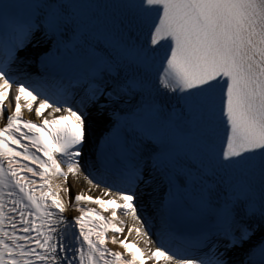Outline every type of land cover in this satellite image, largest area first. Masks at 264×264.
<instances>
[{
  "label": "snow or ice",
  "instance_id": "obj_1",
  "mask_svg": "<svg viewBox=\"0 0 264 264\" xmlns=\"http://www.w3.org/2000/svg\"><path fill=\"white\" fill-rule=\"evenodd\" d=\"M0 121V264H264V0H0Z\"/></svg>",
  "mask_w": 264,
  "mask_h": 264
},
{
  "label": "bare ground",
  "instance_id": "obj_2",
  "mask_svg": "<svg viewBox=\"0 0 264 264\" xmlns=\"http://www.w3.org/2000/svg\"><path fill=\"white\" fill-rule=\"evenodd\" d=\"M24 114L27 117H30L27 110L24 111ZM68 179H69V186L73 187V192H76L77 190H80V189H84L86 187V185L82 181H77L75 178L71 176Z\"/></svg>",
  "mask_w": 264,
  "mask_h": 264
}]
</instances>
